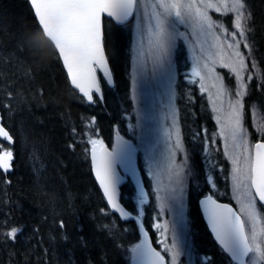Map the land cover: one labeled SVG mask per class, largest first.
<instances>
[{
	"label": "snow or ice",
	"instance_id": "obj_1",
	"mask_svg": "<svg viewBox=\"0 0 264 264\" xmlns=\"http://www.w3.org/2000/svg\"><path fill=\"white\" fill-rule=\"evenodd\" d=\"M36 21L35 33L43 35L53 48L81 104L105 103V89L115 87V74L107 55L110 29L130 34L129 99L137 106L136 123L142 129L139 142L115 133L110 146L99 137L97 117L83 118V127L72 128L75 137L86 136L84 151L94 175L106 222L99 231L110 238L116 228L136 232V241L126 248L129 264H182V257L196 252L191 242L187 214L189 197L198 192V205L227 264H264V102H253L256 92L264 98V62L254 51V16L248 0H28ZM215 14V16L213 15ZM230 17V19H225ZM2 19V17H0ZM230 25V27H229ZM0 29L10 31L5 23ZM20 35V50L26 47ZM15 40V37H14ZM186 49L191 58L190 72L181 77L179 57ZM5 59L0 57V60ZM225 69L226 74L217 71ZM100 73V75H98ZM3 73L0 72V76ZM227 76V79H226ZM178 78L207 94L211 119L217 130L209 134L197 127L186 139L177 108ZM161 97L160 106L155 103ZM41 100L43 90L40 91ZM0 100V193L11 190L21 137L13 135L7 120L13 114L10 102ZM35 99V97H34ZM143 102L144 107L138 106ZM187 102H195L194 95ZM222 141V146H217ZM201 145L198 153L192 145ZM226 165L208 164L211 149ZM222 147V151H221ZM191 149V150H190ZM142 163L138 164V154ZM201 153L204 159H201ZM32 171L43 174L46 164L38 151L31 155ZM230 180L234 209L219 201L216 169ZM133 187L134 206L123 204L121 188ZM64 199L71 206L70 190ZM158 209L152 225L159 233L153 246L151 228L145 227L146 206ZM165 213L174 219L161 222ZM11 210L0 213V249L22 246L30 234L26 222L13 223ZM61 219L49 235V243L63 247L66 264H79L76 252L87 253L96 246L95 237L83 226L69 235ZM40 229L32 228L34 238ZM39 243H43L41 238ZM121 246V245H118ZM47 251V249H45ZM88 264L91 258L86 257ZM198 264H215L205 256Z\"/></svg>",
	"mask_w": 264,
	"mask_h": 264
},
{
	"label": "trees",
	"instance_id": "obj_2",
	"mask_svg": "<svg viewBox=\"0 0 264 264\" xmlns=\"http://www.w3.org/2000/svg\"><path fill=\"white\" fill-rule=\"evenodd\" d=\"M248 3L254 16V31L250 36L254 38L255 55L257 60L264 62V0H248ZM0 17V23H5L10 30L0 29V57L5 58L0 60V72L3 73L0 76V100L9 102L7 92L13 93L10 102L14 111L7 123L11 125L13 135L21 137L22 141L17 146L18 161L13 182L6 186L11 190L6 194L0 193V213L11 210L12 222H26L30 234L22 246L0 249V264H66L63 247L49 243V235L56 230L61 219L65 222L64 231L69 235L75 236L83 226L86 234L96 239V246L87 253L76 252L79 264H88L86 257L91 258L92 264H129L126 248L131 246V242H138L136 232L131 224L127 230L117 227L113 239L98 230L107 218L99 214L103 201L84 151L86 136L75 137V151L69 145L73 143L72 128L81 129L83 118L92 115L97 117L99 137L106 144L113 146L117 130L139 142L138 128L133 133L130 127L135 125L137 117L136 106L129 99L130 34H121L115 27L110 29L107 54L116 87L105 89L106 102L93 107L81 104L72 95L66 70L55 51L43 35L35 33L36 21L28 0H0ZM22 32L26 33L22 39L26 47L20 50ZM179 68L181 77L190 72L191 58L186 49L180 52ZM178 84L183 85L177 89V108L186 139L191 143V134L197 127H206L209 134L216 131L217 126L210 118L212 113L207 94L201 96L198 87L186 80L178 78ZM188 95L195 96L194 103L187 102ZM252 99L254 103L258 100L264 102L259 92ZM0 111L4 114L8 110L0 108ZM192 146L200 152L199 143ZM217 146H222V141H218ZM34 151L39 152L46 164L42 175L32 171L30 157ZM211 151L213 155L208 164L226 165L216 147ZM201 159H204L203 153ZM139 160L142 163V153ZM216 171L218 187L223 193L218 199L235 204L229 194L230 180L224 179L219 168ZM66 190H70L73 196L71 206L64 199ZM202 190L201 182L197 193L192 194L188 201L191 242L196 249L192 254L193 264L203 261L205 256H211L215 264H227L199 208L198 192ZM121 197L124 205L134 206L131 184L122 187ZM157 212L158 209L154 210L150 203L146 206L143 220L146 228H151L155 245L161 249V245L156 243L159 233L152 227L157 220ZM37 227L40 232L32 238L31 229ZM41 238L42 244L38 242ZM182 259L184 261L185 256Z\"/></svg>",
	"mask_w": 264,
	"mask_h": 264
},
{
	"label": "rangeland",
	"instance_id": "obj_3",
	"mask_svg": "<svg viewBox=\"0 0 264 264\" xmlns=\"http://www.w3.org/2000/svg\"><path fill=\"white\" fill-rule=\"evenodd\" d=\"M217 71L222 73V74H224L225 69L217 68ZM161 99L162 98L159 97L158 95L156 96L155 103L157 104V108H159V106H160ZM138 107L139 108H143L144 107L143 102H141V104ZM136 111H137V106H136ZM138 130H139V135H138V138H139L141 133H142V129L138 128ZM237 208H238V205H237ZM187 214H188V207H187ZM188 217H189V214H188ZM173 219H174V217L171 214L165 213L164 215L161 216V220L160 221L163 222L164 220H167V221H169L171 223L173 221ZM192 260H193V255L192 254L191 255H187L186 254L185 255V260L183 261V259H182V264H193Z\"/></svg>",
	"mask_w": 264,
	"mask_h": 264
},
{
	"label": "water",
	"instance_id": "obj_4",
	"mask_svg": "<svg viewBox=\"0 0 264 264\" xmlns=\"http://www.w3.org/2000/svg\"><path fill=\"white\" fill-rule=\"evenodd\" d=\"M110 64V63H109ZM111 67V66H110ZM0 114H2L1 112H0ZM121 135V134H120ZM127 139V138H126ZM223 203V202H222ZM227 204H229V203H227ZM229 205H231L234 209H235V207L232 205V204H229ZM204 220H205V222H206V224H207V221H206V219L204 218ZM209 228V227H208ZM209 231H210V229H209ZM211 233V232H210ZM151 236V235H150ZM213 236V235H212ZM213 238H214V236H213ZM152 239V238H151ZM153 246L154 247H156L155 245H154V243H153Z\"/></svg>",
	"mask_w": 264,
	"mask_h": 264
}]
</instances>
